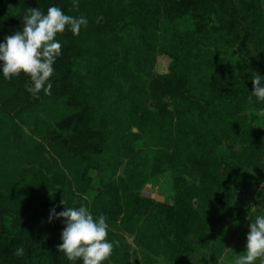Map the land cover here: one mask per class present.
<instances>
[{"label": "trees", "instance_id": "16d2710c", "mask_svg": "<svg viewBox=\"0 0 264 264\" xmlns=\"http://www.w3.org/2000/svg\"><path fill=\"white\" fill-rule=\"evenodd\" d=\"M51 6L85 16L88 25L79 36L70 30L58 34L62 54L54 64L51 95L41 91L36 98L27 91L30 77L9 81L0 72V145L7 144L15 118L24 121L38 108L51 112L69 151L80 160L81 186L53 184L37 196H23L0 182V264H74L57 248L63 218L50 222L49 216L53 208L80 206L94 218L105 216L109 242H119L103 264H156L146 255L143 263L133 260L125 230L133 231L144 250L183 264L205 249L220 227L249 211L237 210L228 190L218 154L223 142L239 146V151L231 148V157L264 180V129L257 130L245 114L264 109L255 97L248 101L252 76L264 77V0H79L78 10L73 0H0V43L22 31L28 8L46 14ZM186 19L193 28H182ZM158 53L171 61L167 74L153 72ZM76 61L83 63V72L75 69ZM112 99L122 132L112 130L104 117ZM114 136L152 139L159 149L152 174L163 163L173 165L172 204L141 195L147 177L134 159L128 179H119L110 198L99 193L87 200ZM121 150L124 157L131 155L129 146ZM262 203L264 194L257 205ZM18 247L24 248L23 256L14 254Z\"/></svg>", "mask_w": 264, "mask_h": 264}, {"label": "rangeland", "instance_id": "374dc122", "mask_svg": "<svg viewBox=\"0 0 264 264\" xmlns=\"http://www.w3.org/2000/svg\"><path fill=\"white\" fill-rule=\"evenodd\" d=\"M184 29H191L194 22L186 19L181 24ZM170 59L158 53L153 69L155 74H167L170 71ZM78 72L84 71L83 63L76 61L74 65ZM263 108H250L245 114L250 123L257 129H264V116L259 113ZM104 117L111 129L122 132L124 127L118 126L121 121L120 111L114 104V99L103 110ZM53 114L43 108L34 110L24 116V121L15 118L8 130L7 144L0 145V182L3 185L16 188L20 195H39L48 190L53 184L67 186L71 184L79 188L77 182L78 170L81 163L78 157L73 155L67 146L62 130L53 120ZM133 132H137L133 129ZM122 141L114 136L110 140V150L102 158V172L95 179L93 190L85 197L91 203L96 195L110 198L113 188L118 185L119 179L127 180V170L131 167L132 160H137L145 169L146 182L140 189L143 197L154 199L158 202L172 204L173 191V165L163 163L159 172L153 175L151 168L155 162V153L158 147L151 138L143 136L137 142ZM123 146H129L130 156L124 157ZM239 151V146H233L224 141L218 149L220 158L225 162V176L228 181V190L235 199L238 209L247 208L249 211L245 217H240L234 223L224 224L208 240L207 247L199 253L186 257L183 264H235V259L246 251L247 234L250 231L251 219L256 215L264 214V203H257L264 194V180H261L256 171L244 164L235 161L231 155V148ZM172 150V149H171ZM2 152V153H1ZM186 179L194 182L188 175ZM256 208L253 212L252 207ZM257 212H259L257 214ZM251 218V219H249ZM127 242L131 246L133 260L143 263V257L149 256L156 264H173L168 256L161 253L155 255L144 250L135 240V234L131 230L124 232ZM211 254H214L213 256Z\"/></svg>", "mask_w": 264, "mask_h": 264}, {"label": "clouds", "instance_id": "9594fccd", "mask_svg": "<svg viewBox=\"0 0 264 264\" xmlns=\"http://www.w3.org/2000/svg\"><path fill=\"white\" fill-rule=\"evenodd\" d=\"M78 10L79 0H73ZM88 20L85 16L66 15L57 6H51L45 14L39 8H28L22 20V31L5 37L0 43V72L6 80H12L21 74L30 77L32 86L27 89L34 97L39 98L41 91L51 95V78L54 75V64L62 54V44L57 39L58 34L70 30L79 36L81 28H86ZM254 91L248 97L253 103V97L264 102V77L254 73L251 78ZM264 116V110L259 113ZM65 205V201H61ZM253 212L256 208L252 207ZM63 218L65 227L61 234L62 243L57 245L58 251L69 260H82V264H103L113 255L114 245L109 242V225L106 217L100 215L94 218L85 206L65 207L64 211L51 210L49 221ZM251 219V218H249ZM250 231L247 234L246 251L235 259V264H264V214L251 219ZM24 248L18 247L17 257L24 255Z\"/></svg>", "mask_w": 264, "mask_h": 264}]
</instances>
